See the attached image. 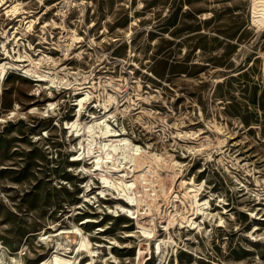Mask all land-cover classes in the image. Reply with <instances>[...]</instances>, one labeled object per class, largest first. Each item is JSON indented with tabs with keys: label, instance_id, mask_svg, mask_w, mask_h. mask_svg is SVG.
<instances>
[{
	"label": "rangeland",
	"instance_id": "obj_1",
	"mask_svg": "<svg viewBox=\"0 0 264 264\" xmlns=\"http://www.w3.org/2000/svg\"><path fill=\"white\" fill-rule=\"evenodd\" d=\"M251 2L0 1V66L14 65L0 81V264H264V28L251 25ZM108 94L117 102L103 120L144 151L131 179L148 205L139 213L150 207L139 217L157 236L148 243L126 198L80 173L89 158L72 161L70 134L103 116ZM183 180L210 202L197 229L170 214L192 209ZM78 227L89 243L79 254Z\"/></svg>",
	"mask_w": 264,
	"mask_h": 264
},
{
	"label": "bare ground",
	"instance_id": "obj_2",
	"mask_svg": "<svg viewBox=\"0 0 264 264\" xmlns=\"http://www.w3.org/2000/svg\"><path fill=\"white\" fill-rule=\"evenodd\" d=\"M251 1H252L251 2L252 3V5H251V25L256 30H261L264 28V0H251ZM17 8L18 7L15 6V7H13L12 10L17 12V10H18ZM73 38L76 39V37H73ZM24 59H22L21 56H19L18 60H16V62H25L26 60H24ZM26 59L31 61L30 64L35 63V61L33 59H29V58H26ZM8 65H9V63H5V64H2L0 66V81H2V82L6 79L9 69H11L14 66V65H11V66H8ZM35 76H36V74H35ZM36 77H38L37 78L38 82L47 81V82H51L53 84L55 81L54 79H50V78L48 79L47 75L46 76L45 75H38ZM30 78H32V77H30ZM55 78H57V77H55ZM93 95H94L93 92L87 91L84 94V97H82L80 100H78L77 107L79 106V112L76 114L78 116V118H77L78 120L77 119L76 120L78 122L80 121V124H82L83 110L86 108V105L88 103H90ZM108 95H109V98H108L109 100L108 101L106 100L107 103L104 102V104H102V105L100 104L101 106L104 107L103 108L104 109L103 116L98 117L96 112L92 113L91 116H89V118L91 119L89 123H91V124L87 123V124L82 125V126H84V128L83 127L82 128L86 129V133H85V131L83 133H81L82 129H78L77 132H72L70 134V135L74 136L76 139H78V141H79L78 144L80 146V148H79L80 151L78 150L79 151L78 156L73 157L72 161H81V160L83 161L86 159V157L89 158V163L91 165V169H88L85 165H82V166H80V167H82L80 169V173H82L86 177L87 174H89V172H91L92 170L95 171V173L94 172L93 173L91 172V173L93 175L98 174L100 176V180H101L104 188H113V190L115 189L116 191H118L119 196H124L129 203H128V205L127 204L126 205L125 204H123V205L119 204V207L122 208L123 211H127V212L131 213L133 218L137 219L136 222H137L138 229L141 230L140 232H141L142 236L145 237L146 242L147 241L149 242L152 238L157 237L156 234L154 233V228H152V226L149 225V221H148L147 225H146V223L145 224L141 223L139 221V217H140V215H146L144 218L150 217V215H151V211H149L150 207L147 209L145 208L146 210H144L143 213H139V211L143 210L144 206H148V205L147 204L142 205L143 201H138L137 198L133 196V192L135 190L136 184H135V181L133 179H131V177L134 176L133 174L135 173L136 169L141 167V165H139L136 162V160L142 156V153L144 151H142L141 147L136 146L133 141H130L128 138L123 137L126 135L124 133L125 129H121L120 131L112 129V128L110 129V126L107 124V120H103V119H105V117H107V116L109 117V114H111V112L113 110V107L109 109V106L114 105L115 102H117V99L114 95H111V94H108ZM53 105H54V103L50 104V106H53ZM76 120H74V121H76ZM66 125H67L66 127H68L71 124L69 122H67ZM70 129L73 130V127H70ZM97 130H98V132H97ZM89 134H91V135H89ZM144 157L145 156H143V158ZM127 159L129 160L128 162H127ZM123 160L126 161V163L123 162ZM119 161H120V163H119ZM142 170H137V171H142ZM117 174H119V175H117ZM91 181H92V179L90 178L88 183L86 184V187L88 188V189L86 188L87 189L86 192H88L90 190L89 187L91 186L90 185ZM202 185H200V186L197 185L194 180H192L190 182L183 180L182 182H180V186L184 187L185 194L188 196V197L187 196L186 197L187 198L190 197L192 200V202H191V208L192 209H190L192 211V215H190V217L186 215L190 211L187 208L181 209L176 204H172V206H171V207H174V211H175L174 213H172V211H171V213H170L171 217L173 216V218H176V220L179 221L178 224L181 225V228H184V227L189 225L193 229L194 228L197 229L200 227V224L197 221V216L198 215L203 216V219H205V218H207L208 215H210L206 212V210L210 206V202L209 201H203V203H200L199 196L201 195V192L203 189ZM106 191L109 192V190H106ZM85 201H87V200H85ZM220 202H221V200H220ZM223 205H225L224 202H223ZM135 207H136V212H133V210H134L133 208H135ZM209 208H211V207H209ZM178 217H180V219H178ZM223 219H224L223 217H219V222L217 225L218 227H225V221ZM150 222L152 223L153 220L152 221L150 220ZM152 224H154V223H152ZM173 225H174V223L172 222V220H169L168 224L164 225V228H165L164 230L165 231L170 230V226H173ZM72 232H73V234L76 233V235L81 236V239L78 243V247L76 249V253L77 254L82 253L89 246L87 238L82 237L83 236L82 235L83 234L82 229H80L79 227L76 229H73ZM165 239L158 240V243L156 244V249L159 251V257L161 258V262H164L166 260L167 251H168L169 246L171 244H174L172 237L169 236L168 240H165ZM142 253L143 252L139 251V258L141 257ZM55 264H74V262L70 256L68 259L56 256L55 257Z\"/></svg>",
	"mask_w": 264,
	"mask_h": 264
},
{
	"label": "built area",
	"instance_id": "obj_3",
	"mask_svg": "<svg viewBox=\"0 0 264 264\" xmlns=\"http://www.w3.org/2000/svg\"><path fill=\"white\" fill-rule=\"evenodd\" d=\"M263 76H264V74H263Z\"/></svg>",
	"mask_w": 264,
	"mask_h": 264
}]
</instances>
